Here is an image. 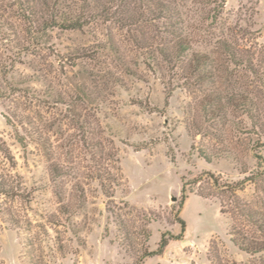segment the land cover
I'll list each match as a JSON object with an SVG mask.
<instances>
[{
  "label": "rangeland",
  "instance_id": "obj_1",
  "mask_svg": "<svg viewBox=\"0 0 264 264\" xmlns=\"http://www.w3.org/2000/svg\"><path fill=\"white\" fill-rule=\"evenodd\" d=\"M220 3L0 0V264H264V0Z\"/></svg>",
  "mask_w": 264,
  "mask_h": 264
},
{
  "label": "trees",
  "instance_id": "obj_2",
  "mask_svg": "<svg viewBox=\"0 0 264 264\" xmlns=\"http://www.w3.org/2000/svg\"><path fill=\"white\" fill-rule=\"evenodd\" d=\"M223 2H224V0H222V4L221 3L219 4L221 9L223 8ZM212 19L213 20L216 19L215 14H213ZM53 20H55V19L53 18ZM55 21L56 22H53L54 25L56 27H59V28L64 29V30H79L83 25L81 20L77 16L71 17V18H67V17L60 18V19L57 18V20H55ZM49 26L50 25H47L44 23L41 30H46V28ZM41 30H39V31H41ZM39 31H37V32H39ZM175 36H176V40L174 42V46L177 48L178 53L181 54V56H182V53L189 49L188 43L186 42V40L184 38L179 37L178 35H175ZM222 49L224 51V54L227 57L226 58L227 61H230V63H232L233 65L242 66L244 63L245 64L248 63L247 58L244 57L241 49H239L237 47H232L226 41L222 43ZM178 53H177V59L179 57H181L178 55ZM162 54L166 60L167 59L171 60V57L173 56L169 50L163 51ZM190 63L191 64L189 65V67L191 69H193L194 72L201 70L202 66L204 65V63L202 62V60L200 58H194ZM250 69H253L252 66H250ZM237 97H238V95L231 94L226 99L227 103L234 106V105H237L236 104L237 101H240L242 103V102H246V100H247L246 96H244V95H240L239 99H236ZM197 152H198L199 156L202 157L204 160H206V161L210 160V157L203 150L198 149ZM258 157H260V156H258ZM224 187L225 188H223V186H222L223 192H229V193L234 195V191H235L234 187L235 186L227 185ZM182 192H184V188L182 189ZM236 209L238 210V212L241 216L248 217L251 220V224L256 226L257 230L264 235V218L258 217V216H264L262 213L255 211L250 207L240 205V204L236 205ZM184 232H185V223L183 220H180V233L176 236L169 235L168 237H166V235L163 234L160 238L159 243H158L157 250L155 252H151L150 254L160 255L163 252V250L165 249V247L168 245L170 240H172V239L181 240L184 236ZM229 235L231 237L230 238L231 242L239 250H241L243 252L250 253V254H257L260 252H264V240H257V239L247 237L242 232H240V230L238 228H236L233 225L230 228Z\"/></svg>",
  "mask_w": 264,
  "mask_h": 264
}]
</instances>
